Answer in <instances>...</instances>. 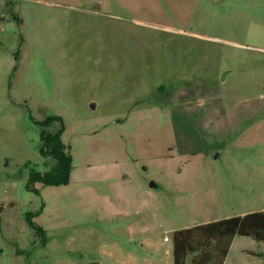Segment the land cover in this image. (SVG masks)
<instances>
[{
  "label": "rangeland",
  "instance_id": "1",
  "mask_svg": "<svg viewBox=\"0 0 264 264\" xmlns=\"http://www.w3.org/2000/svg\"><path fill=\"white\" fill-rule=\"evenodd\" d=\"M53 117L74 168L31 192ZM261 210L264 0H0V264H175L174 231Z\"/></svg>",
  "mask_w": 264,
  "mask_h": 264
},
{
  "label": "trees",
  "instance_id": "2",
  "mask_svg": "<svg viewBox=\"0 0 264 264\" xmlns=\"http://www.w3.org/2000/svg\"><path fill=\"white\" fill-rule=\"evenodd\" d=\"M57 121L61 122V128L56 132L48 131L47 128ZM39 124L43 128L40 151L49 159L50 171L32 172L27 184L31 192H38L34 187L36 183L56 187L68 184L74 168L71 150L62 141L64 126L61 118L53 117ZM32 227L36 229L35 224ZM236 236L251 237L264 243V210L175 231V264H224Z\"/></svg>",
  "mask_w": 264,
  "mask_h": 264
},
{
  "label": "water",
  "instance_id": "3",
  "mask_svg": "<svg viewBox=\"0 0 264 264\" xmlns=\"http://www.w3.org/2000/svg\"><path fill=\"white\" fill-rule=\"evenodd\" d=\"M150 187H151V188H156V187H157V185H156V183H154V182H151V183H150Z\"/></svg>",
  "mask_w": 264,
  "mask_h": 264
},
{
  "label": "built area",
  "instance_id": "4",
  "mask_svg": "<svg viewBox=\"0 0 264 264\" xmlns=\"http://www.w3.org/2000/svg\"><path fill=\"white\" fill-rule=\"evenodd\" d=\"M165 241H170V238H168V237H165Z\"/></svg>",
  "mask_w": 264,
  "mask_h": 264
},
{
  "label": "crops",
  "instance_id": "5",
  "mask_svg": "<svg viewBox=\"0 0 264 264\" xmlns=\"http://www.w3.org/2000/svg\"><path fill=\"white\" fill-rule=\"evenodd\" d=\"M261 211H263V210H261ZM251 213V212H250ZM248 214V213H247ZM245 215V214H244ZM187 229V228H186ZM180 230H182V229H180ZM177 231V230H176ZM175 232V231H174ZM166 242H169V241H166Z\"/></svg>",
  "mask_w": 264,
  "mask_h": 264
}]
</instances>
